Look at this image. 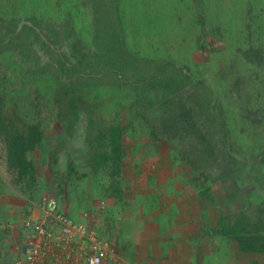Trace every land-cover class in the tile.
I'll return each instance as SVG.
<instances>
[{"label": "rangeland", "instance_id": "374dc122", "mask_svg": "<svg viewBox=\"0 0 264 264\" xmlns=\"http://www.w3.org/2000/svg\"><path fill=\"white\" fill-rule=\"evenodd\" d=\"M117 4L125 48L175 62L206 85L225 111L237 149L232 154L246 168L223 181L216 167H193L185 140L158 126L164 110L190 105L185 91L142 111L129 86L79 85L70 93L67 81L33 72L18 53L3 52L0 264L20 256L23 219L48 194L73 219L94 225L128 264H264V251L244 250L219 224L247 204L254 208L264 195L254 170L248 172L252 158L264 162V0ZM95 7L108 11L111 0H0V17L67 23L70 42L90 49ZM101 18L107 22L110 15ZM99 24L104 27L103 20ZM60 94L63 113L72 104L97 105L92 116L100 126L92 142L83 110L75 134L64 133L57 118Z\"/></svg>", "mask_w": 264, "mask_h": 264}, {"label": "trees", "instance_id": "16d2710c", "mask_svg": "<svg viewBox=\"0 0 264 264\" xmlns=\"http://www.w3.org/2000/svg\"><path fill=\"white\" fill-rule=\"evenodd\" d=\"M117 3L118 0H111L108 11L95 7L92 13L94 39L90 49L81 47L79 40L70 42L71 32L67 23L56 24L35 16H27L23 20L0 17V54L18 53L31 64L33 72L50 73L57 79L67 81L70 93L79 85L129 86L133 89L137 107L142 111L157 102L175 99L185 91L190 105L178 101L180 105H173L168 112L164 110L158 126L170 137L185 140L186 159L193 167H216L221 171L223 181L234 179L246 168L247 162L232 154L237 149L229 134L223 107L213 101L206 85L201 81L193 82L190 74L175 62L137 56L126 49L119 27ZM104 14L110 15L107 22L101 18ZM100 20L104 21V27L100 26ZM62 100L63 95L60 94L57 118L64 133L69 137L75 134L80 111L83 110L87 116L86 137L92 142L95 129L100 126L92 116L97 105L77 108L72 104L63 113ZM110 133L114 136L115 132L111 130ZM19 143L25 144L20 139ZM90 157L94 161L95 151L91 152ZM252 161L248 172L254 170L255 181L263 189L264 162L253 158ZM224 190L225 197L233 196L230 188ZM260 199L262 204L254 208L252 204H247L235 211L232 218L219 222L224 232L234 234L238 244L249 252L264 251V195Z\"/></svg>", "mask_w": 264, "mask_h": 264}, {"label": "built area", "instance_id": "2783aa9c", "mask_svg": "<svg viewBox=\"0 0 264 264\" xmlns=\"http://www.w3.org/2000/svg\"><path fill=\"white\" fill-rule=\"evenodd\" d=\"M39 214L28 215V230L14 264H128L117 246L94 225L73 219L54 195H43Z\"/></svg>", "mask_w": 264, "mask_h": 264}, {"label": "crops", "instance_id": "0c3cea01", "mask_svg": "<svg viewBox=\"0 0 264 264\" xmlns=\"http://www.w3.org/2000/svg\"><path fill=\"white\" fill-rule=\"evenodd\" d=\"M51 195H52V194H51ZM58 203H59V202H58ZM37 206H38V205H37ZM37 206L34 207L33 210H32L28 215H33V216L38 215V214H39V210H38ZM59 206H60V205H59ZM28 215H27V216H28ZM23 226H24V225H23ZM24 230H25L26 237H27L28 230H27V228H25V227H24ZM20 253H21V252H20Z\"/></svg>", "mask_w": 264, "mask_h": 264}]
</instances>
